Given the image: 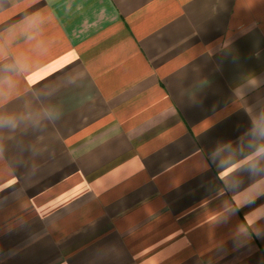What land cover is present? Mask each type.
I'll list each match as a JSON object with an SVG mask.
<instances>
[{"label":"crops","instance_id":"crops-1","mask_svg":"<svg viewBox=\"0 0 264 264\" xmlns=\"http://www.w3.org/2000/svg\"><path fill=\"white\" fill-rule=\"evenodd\" d=\"M257 98L264 0H0V264H264L197 153Z\"/></svg>","mask_w":264,"mask_h":264},{"label":"clouds","instance_id":"clouds-1","mask_svg":"<svg viewBox=\"0 0 264 264\" xmlns=\"http://www.w3.org/2000/svg\"><path fill=\"white\" fill-rule=\"evenodd\" d=\"M247 84L254 89L258 80L250 77ZM244 111L250 123L235 139L217 140L207 153L203 149L197 150L204 161L202 172L213 166L218 169L216 178L223 185L219 191L228 197L224 203L232 215L264 197V98H257ZM0 127H15V121L0 119ZM260 208L264 205L245 214L243 222L238 225L241 236L248 237L251 232L258 236L262 234L264 229L258 222L264 215L257 213Z\"/></svg>","mask_w":264,"mask_h":264}]
</instances>
